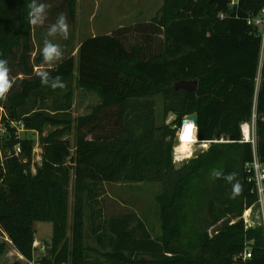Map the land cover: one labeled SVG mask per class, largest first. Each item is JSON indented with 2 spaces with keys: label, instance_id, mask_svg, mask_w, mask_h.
<instances>
[{
  "label": "trees",
  "instance_id": "1",
  "mask_svg": "<svg viewBox=\"0 0 264 264\" xmlns=\"http://www.w3.org/2000/svg\"><path fill=\"white\" fill-rule=\"evenodd\" d=\"M77 2L61 0L47 12L49 21L63 12L73 25ZM29 3L0 0V59L8 61L14 81L7 100L0 101V123L9 131L3 154L0 148V236L6 238L0 257L11 244L18 252L11 264H28L27 259L38 255L35 223L48 221L53 232L40 257L43 264H264V229H246L242 219L256 202L245 170L254 147L243 141V124L255 121L256 151L264 162V56L261 36L248 24L264 0H240L224 18L210 0H164L149 22L84 39L77 75L73 54L35 69L43 57H33ZM40 70L59 76L66 87L41 84ZM77 88L95 92L100 102L91 113L74 117ZM51 96V104L45 103ZM157 96L162 97L163 114H175L176 127L156 125ZM194 113L196 143L212 142L176 168V129ZM12 121L25 125L23 138L16 137ZM73 131L74 151L68 138ZM27 132L40 138L42 163L35 172L37 141ZM196 143L180 142L177 158H188ZM17 144L22 151L12 153ZM181 146L189 152L183 153ZM103 182H160L161 235L155 239L143 229L145 240L135 241L127 216L105 234L97 219L101 209L95 207ZM236 183L239 194L233 193ZM88 206L94 237L113 249L102 251L87 243ZM247 247L252 257L244 260L240 255ZM89 251L103 258L91 259ZM142 251L152 257L138 255Z\"/></svg>",
  "mask_w": 264,
  "mask_h": 264
},
{
  "label": "rangeland",
  "instance_id": "2",
  "mask_svg": "<svg viewBox=\"0 0 264 264\" xmlns=\"http://www.w3.org/2000/svg\"><path fill=\"white\" fill-rule=\"evenodd\" d=\"M164 0H78L77 2V16L76 21L72 25L68 20L69 25V38L63 39L59 35L56 37H48L47 32L52 23L56 21L58 12L52 15L53 21L46 20L43 25L35 26V47L38 49V54L41 53L43 43L45 39L52 40L53 43L60 45L63 51V57L72 53L74 54L81 42L94 34L111 33L119 26H129L138 22H149L161 8ZM61 0H50L48 5H51L47 12L53 7L59 5ZM67 14V13H65ZM68 17V16H67ZM69 19V18H67ZM264 56V49H263ZM77 57V56H76ZM263 61V57H262ZM58 62V61H57ZM43 63L45 67L55 65ZM76 73L78 72V59L76 61ZM259 88V81H258ZM72 104V113L74 117L81 115H87L92 112L93 108L98 105L100 98L95 92H89L83 89H75ZM53 96L49 97L45 103L52 102ZM156 125L163 126L169 125L171 128L176 127L174 121L176 119L175 114L170 113L167 116L163 114V100L161 96L156 97ZM12 127L17 138H23L25 134V125L22 121H12ZM22 125V126H21ZM249 131H255V121L248 123ZM51 128L48 126L47 129ZM178 127L175 134L174 145V161L176 168H180L190 158L195 157L200 151L204 149L205 143L199 141L193 145L191 155L183 160L177 158L176 147L179 145L178 139ZM8 128L5 122L0 123V148L1 153L4 151V144L8 141ZM243 135L245 130L242 128ZM28 136L35 137L37 143H39V135L36 132H27ZM76 132L73 131L68 138L71 141L72 151L75 150ZM19 145V144H17ZM16 145V146H17ZM183 153H188L189 149L186 146H181ZM14 148V147H13ZM70 201H69V231L68 234L71 237L72 230V206L74 199V174L70 182ZM162 184L160 182H103L99 186L98 204L96 209H101L98 214V221L101 224V228L105 234L111 231V226L120 221L122 217H128L129 229L132 233L135 241L145 240L144 230L146 229L152 238H157L161 235V221L159 216V207L156 201V196L162 192ZM86 232L87 243L92 247H97L102 251L111 250L113 247L109 245V240L106 241L108 246L103 247L99 245L96 237L92 233V215L89 206L86 210ZM253 220L256 224L260 223V219L255 211L252 213ZM36 242L38 245V255L40 258L43 255V246H48L51 243V237L53 232V225L48 221H36ZM6 238L0 236V243ZM89 258H103L97 255L94 251H89ZM138 255L146 257H152L150 251L138 252ZM17 258L16 250L13 245L9 244L8 249L4 255L0 257V264H11L13 260ZM24 262V261H23Z\"/></svg>",
  "mask_w": 264,
  "mask_h": 264
},
{
  "label": "clouds",
  "instance_id": "3",
  "mask_svg": "<svg viewBox=\"0 0 264 264\" xmlns=\"http://www.w3.org/2000/svg\"><path fill=\"white\" fill-rule=\"evenodd\" d=\"M28 8L30 9L28 17L31 25H43L48 19V5L46 3L38 2V0H31V3L28 4ZM57 35L65 40L69 38L67 16L63 12L58 14L56 21L50 25L47 32L48 37H56ZM41 55L45 63L53 64L62 59L63 51L60 45L53 43L50 39H45L41 49ZM37 76L39 77L41 84L45 86H50L53 89H63L66 87L59 76L53 78L47 70L38 71ZM13 84L14 81L10 77L8 61L6 59H0V101L7 100L8 93L12 89ZM198 131L199 129L196 120L194 118L185 117L177 133L178 139L181 143H196L198 139ZM213 174L215 176L220 175L219 172H214ZM226 179L231 182L234 179V174L229 175ZM240 190L239 183L233 185L234 194H239Z\"/></svg>",
  "mask_w": 264,
  "mask_h": 264
},
{
  "label": "built area",
  "instance_id": "4",
  "mask_svg": "<svg viewBox=\"0 0 264 264\" xmlns=\"http://www.w3.org/2000/svg\"><path fill=\"white\" fill-rule=\"evenodd\" d=\"M240 0H228V10L233 9L235 6L239 4ZM227 12L220 11V17L224 18ZM248 24L251 25L254 29L258 30L259 35L261 36L262 40V53L264 49V6L261 8L260 12L256 16L249 17ZM263 56V54H262ZM22 126V125H21ZM217 141V140H214ZM243 141H248L253 144L254 147V155L253 159L251 161H248L245 164V170L247 173V179L248 182L252 184V193L256 195V202L246 209L242 215V219L245 223V228H257L262 227L264 229V162L260 159L257 151H256V145L257 140L255 136V131H252V129L249 131V135L246 134L243 135ZM206 142L203 146L204 149L208 148L210 143L212 141H201ZM202 144V143H201ZM22 151L21 146L17 145L13 148V153H20ZM42 163V149L39 145V143H36L34 150H33V159H32V169L33 172L36 171L37 165H40ZM255 211V213L258 215L260 219V223L256 224L253 220L252 213ZM39 244L35 242V246L38 247ZM46 249V246H43V250ZM252 248L247 247L244 252L240 255L243 257L244 260L252 257ZM28 264H43L42 260L40 258H33L28 260Z\"/></svg>",
  "mask_w": 264,
  "mask_h": 264
},
{
  "label": "water",
  "instance_id": "5",
  "mask_svg": "<svg viewBox=\"0 0 264 264\" xmlns=\"http://www.w3.org/2000/svg\"><path fill=\"white\" fill-rule=\"evenodd\" d=\"M210 2L216 4L217 9H218L219 12L220 11L227 12V10H228V0H210ZM192 82L194 84L193 88H196V86L198 84L197 80H194ZM187 117L194 118L196 120V123H197L198 116H197L196 113L190 114ZM11 152L13 153V148L12 147H11Z\"/></svg>",
  "mask_w": 264,
  "mask_h": 264
},
{
  "label": "crops",
  "instance_id": "6",
  "mask_svg": "<svg viewBox=\"0 0 264 264\" xmlns=\"http://www.w3.org/2000/svg\"><path fill=\"white\" fill-rule=\"evenodd\" d=\"M50 0H46V4L48 5V2H49ZM51 5H48V9H49V7H50ZM55 17V14H54V16H53V18ZM35 27V26H34ZM34 35H35V29H34ZM94 35H96V34H94ZM94 35H91V36H94ZM80 46V45H79ZM79 49V48H78ZM78 49H77V51L73 54L74 56H75V59H76V61H77V59H78V57H76L77 56V53H78ZM38 54V49L35 47V51H34V53H33V57H35L36 55ZM68 55H72V53H70V54H68ZM68 55H66V56H68ZM65 56V57H66ZM63 59V58H62ZM61 59V60H62ZM59 62V61H58ZM44 63V61L42 60V65L41 66H39V65H37L36 67H35V69L36 70H38V69H40V68H44L45 67V65L43 64ZM76 70V69H75ZM75 74L77 75V73H76V71H75ZM243 128V127H242ZM16 254L18 255V252L16 251Z\"/></svg>",
  "mask_w": 264,
  "mask_h": 264
},
{
  "label": "bare ground",
  "instance_id": "7",
  "mask_svg": "<svg viewBox=\"0 0 264 264\" xmlns=\"http://www.w3.org/2000/svg\"><path fill=\"white\" fill-rule=\"evenodd\" d=\"M242 127L245 130V134L248 136L249 135V125H248V123L243 124ZM201 143H206V142H201Z\"/></svg>",
  "mask_w": 264,
  "mask_h": 264
}]
</instances>
